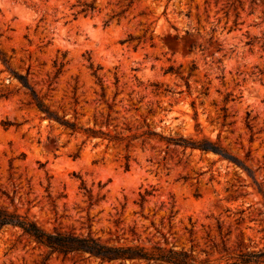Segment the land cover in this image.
Instances as JSON below:
<instances>
[{
    "label": "rangeland",
    "instance_id": "1",
    "mask_svg": "<svg viewBox=\"0 0 264 264\" xmlns=\"http://www.w3.org/2000/svg\"><path fill=\"white\" fill-rule=\"evenodd\" d=\"M0 51V208L199 259L264 246V0H0ZM148 129L218 142L249 171ZM46 254L0 230V264H100Z\"/></svg>",
    "mask_w": 264,
    "mask_h": 264
},
{
    "label": "trees",
    "instance_id": "2",
    "mask_svg": "<svg viewBox=\"0 0 264 264\" xmlns=\"http://www.w3.org/2000/svg\"><path fill=\"white\" fill-rule=\"evenodd\" d=\"M94 8V3L84 5V11L93 10ZM0 58L5 64L8 63L6 56L1 51ZM59 66L57 75L62 71L63 64L61 63ZM94 74H96V71H94ZM14 75L23 86L30 89L35 104L40 111L44 112L49 118L54 117L61 124L73 131L78 130L75 123L57 117L43 104L28 81L27 76L15 73ZM11 125L12 123L10 122L4 123L6 127ZM85 131L96 134L95 131L89 128ZM143 135L157 137L160 140L166 141L169 145L179 146L184 149L190 148L202 152H213L245 168L239 159L230 155L218 142L211 141L208 138L193 140L184 137H165L150 129ZM245 169L248 170V168ZM259 192L262 193L261 190ZM235 214L241 216L243 211H238ZM238 219H241V217ZM5 226L20 228L24 235L33 239L37 244L44 246L47 249L45 262L53 255L62 256L63 258L78 255L79 260L82 262L98 260L100 264H264V246L259 248L250 244H244L241 240L231 250L226 247L223 241L222 250L219 252L220 257L213 261L208 258L199 259L191 251L185 249L173 247H152L149 249L141 245H106L100 243L98 239L90 235L79 236L58 231L47 233L40 229L28 216L20 215L16 211L0 208V230ZM214 247L216 246L214 245Z\"/></svg>",
    "mask_w": 264,
    "mask_h": 264
}]
</instances>
